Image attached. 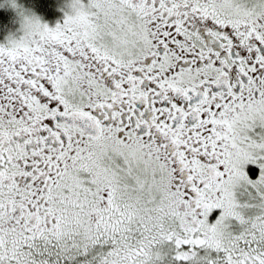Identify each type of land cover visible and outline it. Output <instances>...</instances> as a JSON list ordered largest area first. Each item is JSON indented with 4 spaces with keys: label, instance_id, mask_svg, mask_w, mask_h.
<instances>
[{
    "label": "snow or ice",
    "instance_id": "snow-or-ice-1",
    "mask_svg": "<svg viewBox=\"0 0 264 264\" xmlns=\"http://www.w3.org/2000/svg\"><path fill=\"white\" fill-rule=\"evenodd\" d=\"M4 6L0 264H264V0Z\"/></svg>",
    "mask_w": 264,
    "mask_h": 264
},
{
    "label": "trees",
    "instance_id": "trees-1",
    "mask_svg": "<svg viewBox=\"0 0 264 264\" xmlns=\"http://www.w3.org/2000/svg\"><path fill=\"white\" fill-rule=\"evenodd\" d=\"M2 3L3 0H0V4ZM19 3L34 11L47 24L52 23L54 25L55 22H60L62 19L59 16L61 9H63L62 4H64L62 0H19ZM0 24L3 26L0 41H3L5 35L15 32L18 28L16 15L7 6L0 7Z\"/></svg>",
    "mask_w": 264,
    "mask_h": 264
},
{
    "label": "rangeland",
    "instance_id": "rangeland-1",
    "mask_svg": "<svg viewBox=\"0 0 264 264\" xmlns=\"http://www.w3.org/2000/svg\"><path fill=\"white\" fill-rule=\"evenodd\" d=\"M62 1H64V4L66 3V0H62ZM60 2V1H59ZM64 4H62V7H64ZM61 12V14L59 15L60 17H62V15H63V13H62V11H60ZM43 22V21H42ZM58 22V21H57ZM57 22H55V24L57 23ZM44 23H46V22H44ZM50 24V27L51 26H54L52 23H49ZM16 32V31H15Z\"/></svg>",
    "mask_w": 264,
    "mask_h": 264
}]
</instances>
